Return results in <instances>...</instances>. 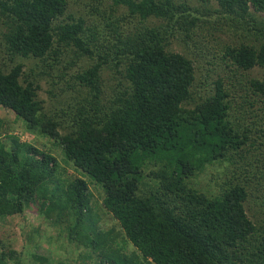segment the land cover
<instances>
[{
  "label": "trees",
  "instance_id": "1",
  "mask_svg": "<svg viewBox=\"0 0 264 264\" xmlns=\"http://www.w3.org/2000/svg\"><path fill=\"white\" fill-rule=\"evenodd\" d=\"M0 110L1 227L31 210L90 264H264V0H0ZM4 234L0 264L49 262Z\"/></svg>",
  "mask_w": 264,
  "mask_h": 264
},
{
  "label": "rangeland",
  "instance_id": "2",
  "mask_svg": "<svg viewBox=\"0 0 264 264\" xmlns=\"http://www.w3.org/2000/svg\"><path fill=\"white\" fill-rule=\"evenodd\" d=\"M192 5L196 7L194 2H192ZM174 47V51L178 52L179 47H175L177 49ZM45 89L46 86L41 82V90L38 91V96L45 101V107L48 108L49 102L44 92ZM5 113V110H0V117H4ZM19 121L23 123L21 120ZM22 140L29 141L30 136H24ZM31 142L35 143L34 138H31ZM38 142L43 144L41 138ZM45 142L46 138L44 140V143ZM35 145L37 144L35 143ZM55 154H57L56 157L58 161L60 159L58 152L55 151ZM67 170L69 175L76 176V173L71 168H67ZM89 187L91 190V185H89ZM92 194L93 202L98 204L99 199L97 192L92 191ZM35 215L33 211L27 210L21 216L12 218L8 226H0V237L5 238V232L8 235L11 233L12 236H10V238L14 240L15 249L24 250V248H27L29 251L31 250L34 255L48 259L49 262L47 264H90L89 260L86 259L82 262L79 261L78 255L82 250L68 243L63 233L58 237L59 227L51 226V224L43 221L41 217H36ZM112 225L113 222L109 217L101 215L100 228L108 229Z\"/></svg>",
  "mask_w": 264,
  "mask_h": 264
}]
</instances>
